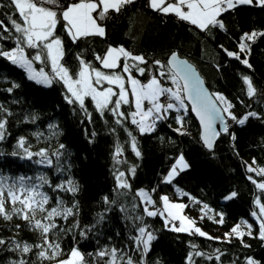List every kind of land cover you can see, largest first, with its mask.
I'll return each mask as SVG.
<instances>
[{"label": "trees", "instance_id": "16d2710c", "mask_svg": "<svg viewBox=\"0 0 264 264\" xmlns=\"http://www.w3.org/2000/svg\"><path fill=\"white\" fill-rule=\"evenodd\" d=\"M74 2L78 0H59L58 7L45 6L59 14ZM0 4L4 5L0 7V20L10 29L5 32L0 28V34L8 37L0 39V48L9 51L16 47L13 37L18 34L7 17L19 21V16L14 7L8 6L9 0H0ZM219 19L223 21L224 29L210 27L208 31H202L174 14L153 10L149 0H133L119 13L110 11L107 19L98 21L105 28L103 37L91 35L73 42L65 30L66 22L61 19L56 28V35L63 42L62 63L72 74L80 70L83 59L105 73L116 72L125 78L123 59L116 69L103 68L95 59L97 54L104 56L111 46H122L147 60V64L128 61L130 65L139 64L146 69L143 75L135 67L131 70L135 78L146 83L153 75L160 78L161 69L154 61L167 64L168 57L176 53L195 65L213 94L220 93L231 101L234 105L231 111L238 118L250 111L258 114L249 117L244 125L225 114L228 131L220 134L212 150L202 143L200 125L187 104L186 109L179 112L169 110L164 119L156 121L154 131L141 134L138 125L131 123L129 113L135 111L133 103L121 105L120 111L125 112L127 119L114 117L108 111L101 116L90 98L85 99V112L78 103L68 102L66 96L70 94L58 78H54L50 86L37 83L28 78L25 69L0 56V120L7 121L4 139L0 140V179L12 183L25 177V183L31 185L40 184L39 177L44 176L49 184L40 191L50 197L45 208L50 209L59 201L66 207L77 206L74 208L76 214L67 220L56 217L59 228L55 232L59 234H49L51 241L60 243L63 254L56 259L44 260L42 264L67 259L73 247L85 254L89 264H104V260L95 254L102 248L112 247L141 264L143 253L132 239L139 235V227H147L156 236L150 251L143 256V264H189V255L193 264H246L249 257L264 264V240L256 232L259 225L252 215L257 211V197L264 203V191L249 179L251 176L257 182H264V176L248 171V165L264 167V36H258L254 42L246 41L250 43V51L240 52L239 49L244 33L264 32V6L257 2L238 4L222 13ZM225 50L239 52L241 59L229 57ZM243 59L248 60L251 68L241 62ZM46 61L45 67L54 77L49 61ZM163 70L167 72V68ZM244 76L251 77L256 88V95L251 98L247 95ZM160 79L163 86H174L167 77ZM10 88L11 92L8 91ZM177 116L183 117V127L177 123ZM117 119L123 122L118 124ZM132 137L137 141L140 156L132 150ZM20 138H24V148L18 147ZM60 145L64 147L60 148ZM117 146L122 149L119 164L114 158ZM24 149L31 153L46 149L52 164L39 163L44 158L36 155L28 159ZM57 151L61 153L58 157L54 155ZM180 154L184 155L189 167L170 183L165 182L163 172L173 166ZM133 167L134 175L129 171ZM118 171L126 173L129 189L118 187ZM69 180L79 186V191L72 193L56 187L61 183L67 187ZM143 188L152 192L157 203L160 192L183 201L188 217L198 222L208 236L218 239H208L194 230L171 231L172 224L166 227L164 217L147 216L145 204L138 195ZM233 191L237 196L226 200ZM204 204L208 209H203ZM6 207L10 210L12 205L8 203ZM219 213L223 214L222 224L216 222L220 219ZM43 215L45 213H38L36 218L41 219ZM244 218L254 222L255 232L251 236L244 235L243 244L235 235L227 238L225 234ZM76 224L79 226L75 227ZM0 239L6 241L0 245V264H11L20 259L28 264H41L37 259L38 249L23 255L11 250L14 242H43L40 232L18 215L11 220L0 217ZM197 252L205 255H197Z\"/></svg>", "mask_w": 264, "mask_h": 264}, {"label": "snow or ice", "instance_id": "6c2138e0", "mask_svg": "<svg viewBox=\"0 0 264 264\" xmlns=\"http://www.w3.org/2000/svg\"><path fill=\"white\" fill-rule=\"evenodd\" d=\"M133 3V0H78L68 4L58 14L52 7L45 5L59 6V0H9L10 7H14L15 13L19 16L17 19L8 16L7 19L10 21L11 28L17 33L13 37L16 41V47L10 51H4L0 48V56H3L11 61L14 65L23 68L28 73L30 80H35L37 83L51 85L54 78H58L65 85L67 92L70 96H66L68 102L78 103L80 108L85 112V99L90 98L94 102L96 110L101 116L104 115L105 111L110 112L114 117L119 116L127 119L125 112L120 111L121 105H129L134 103L135 111L129 113L131 116V123L138 125L141 134L145 132H151L155 130V122L157 120L164 119V114L169 110L186 109L185 96L192 102V110L199 117L200 123L203 126V142L209 148H213L216 137L220 135V132L216 128V122L220 121L224 127L223 132L228 131V125L225 120V114L230 117L239 125H244L249 117H257L256 112H248L243 117H237L232 113L231 109L234 105L224 95L220 93L210 94L206 89L203 88V82L195 73L193 68L183 60L178 58V54L172 53L170 60L167 64L160 60L154 61V64L159 66V77L171 80L175 88L165 87L161 83V79L156 75H153L148 82L142 83L140 80L131 76V70L133 67L143 75L146 71L145 68L140 67L139 64H147V60L143 55H134L131 51L124 47L114 48L109 47L104 56L97 54L95 59L100 62L101 66L106 69H116L120 67V61L123 59L124 63L122 66L123 73H129L127 82H130L131 88L127 89L125 84V78L123 75L111 72L105 73L99 68L92 67L91 64L85 62L83 59L80 60V70L72 74L70 69L60 63L63 57V42L62 39L56 35L57 25L62 19L65 23V30L75 42L77 39L82 37H88L91 35H98L103 37L105 35V28L98 23L108 18L110 11L119 13L126 5ZM253 0H149V6L156 11L163 14H174L178 19L186 21L191 25L197 27L202 31H208L210 27H219L224 29L223 21L219 19L222 13L234 8L238 4H252ZM257 3L264 6V0H257ZM0 7H4L0 4ZM187 9V10H185ZM93 13L96 15L94 16ZM0 28H3L5 32L10 31L3 20H0ZM258 36H264V32H252L244 33L239 43L240 52L250 51V43L254 42ZM0 34V39H7ZM35 49V55L31 58L27 55L25 49ZM229 57L241 59L239 52H231L225 50ZM48 60L51 62L52 72L55 74L54 77L50 78L49 74L44 71L43 68L37 70L33 67L34 61L45 63ZM139 62V64L130 65L128 61ZM243 64L251 68L247 59L241 60ZM167 68V72L163 69ZM75 77V78H74ZM244 83L247 85V95L251 98L256 95V88L253 85L252 79L249 76L243 77ZM103 82H107L108 85H115L118 91H114L113 87L103 88ZM18 87V85H14ZM9 92L12 89H8ZM129 92L133 99L130 100ZM167 97V102H161V97ZM112 97H117L113 100ZM147 101L150 107L144 108V102ZM174 101V102H173ZM223 107H220V105ZM11 113H9L10 115ZM139 117V119H137ZM89 119L91 116L89 114ZM177 123L183 127V117L177 116ZM150 121V122H149ZM120 119L116 120V123H122ZM6 120H0V140L4 139V131ZM179 132L180 129H177ZM183 134V133H182ZM131 136V133H129ZM235 139V136L232 137ZM24 138H20L18 141V147L24 148ZM64 145H60L63 148ZM131 147L135 152L136 156H140L141 153L137 148V141L135 137L131 139ZM27 158L31 159L33 155L43 157L44 159L38 161L44 163L45 161L50 166L52 160L47 156V150L42 149L40 152L31 153L27 149H24ZM122 154V149L117 146L114 153L116 163H121L118 157ZM16 155V153H13ZM55 156L61 155L59 151L54 153ZM253 163H256L253 160ZM189 165L185 161L183 154H181L176 163L172 166L169 174L165 177V182L170 183L172 179L179 174V172L187 169ZM133 175L135 174V167L129 170ZM249 172H256L258 176H264V167L257 169L252 168L248 165ZM126 173L118 171L116 180L118 187L122 189H129L131 186L125 179ZM250 180L256 184L257 188L264 191V182H257L251 176ZM25 177H19L18 180L7 183L4 179H0V217L6 220H11L14 215H18L21 219L28 222L30 227L40 232L42 243L30 244L27 242H14L12 251H18L22 255L30 253L34 248L38 249L37 259L41 261L52 260L63 254V249L59 242H53L49 239V234L58 235L55 232L59 228L56 224L55 218L61 217L67 220L70 216H74V208L77 207H66L63 201H59L56 206L45 208V205L49 204L50 197L47 193L40 191L45 185L49 184L46 177L40 176V184H26ZM65 183H61L56 187L67 192L75 193L79 191V186L73 181L69 180ZM146 204L155 205V201L151 196L141 189L138 193ZM184 195H187L186 193ZM237 196V193L233 191L225 197L226 200H230ZM194 199V198H193ZM163 202V210H149L145 207L144 211L147 216L155 217L160 215L165 218V226L167 227L171 221H180L179 226L172 224L169 230L176 232H186L189 228L185 226L184 222L187 221L189 226H194L195 221L181 214V211L187 207L185 204L172 203L168 196L160 197ZM105 202H108L105 197ZM12 205L9 210L6 204ZM199 203V201H197ZM257 205H259L260 215L256 212L252 215L260 220L259 238L264 240V203H261L260 198L256 199ZM19 205V206H17ZM203 209H208V205L204 204ZM202 209V211H203ZM38 213H45L41 219H37ZM165 213L167 215H165ZM207 215V213H205ZM220 219L217 223H223V214H217ZM204 217L202 216L201 219ZM211 218V217H210ZM102 219V217H101ZM142 220V217H137ZM47 221V222H45ZM246 224L249 229L247 232L240 230L241 226L238 224L231 229V232L226 233L225 236L231 238L233 235L241 240L243 244V236H251V224ZM78 227L79 225H74ZM17 228L20 225L16 226ZM60 232L65 229H59ZM139 235L132 237L135 246L138 250H141L143 255L141 257V264H143V256H146L150 251L151 243L156 239V236L152 232L147 230V227L138 228ZM194 232L200 236H207L208 239H218L208 236L207 233L203 232L199 227L194 228ZM84 235V233H81ZM6 241L0 239V245H4ZM244 247L249 245L244 244ZM193 247H196L193 245ZM219 252V249H217ZM197 255H205L204 253L197 252ZM67 259L57 260V264H89L86 260L85 254L79 250L78 247H73L67 254ZM89 256L92 254L89 253ZM99 259L104 260V264H137L131 256H127L122 250H118L115 247L102 248L95 254ZM107 257V259H105ZM126 257V259H125ZM211 258V257H209ZM219 255L216 259L219 260ZM189 264H193L192 257H188ZM11 264H28V261L20 259L18 261H12ZM246 264H258L257 261L251 257L247 258Z\"/></svg>", "mask_w": 264, "mask_h": 264}, {"label": "rangeland", "instance_id": "374dc122", "mask_svg": "<svg viewBox=\"0 0 264 264\" xmlns=\"http://www.w3.org/2000/svg\"><path fill=\"white\" fill-rule=\"evenodd\" d=\"M94 15V14H93ZM111 47H114V48H119V47H117V46H111ZM120 47H122V46H120ZM10 51V50H9ZM25 51H26V53H27V55L31 58L32 56H34L35 55V52H36V50L34 51V52H29V50L26 48L25 49ZM37 63H39L40 65L38 66L37 65ZM47 63V61H45V63H40L39 61H34V63H33V67L34 68H36L37 70H39L40 68H43L44 69V71L46 72V73H48L49 74V72L47 71V69H46V67H45V64ZM60 63L61 64H63L62 63V59H61V61H60ZM49 64H50V67H51V62L49 61ZM102 71V70H101ZM28 74V73H27ZM131 74V76H133L132 75V73H130ZM128 76H129V73H127V77L126 78H128ZM49 77L50 78H52L51 77V75L49 74ZM134 77V76H133ZM137 79V78H136ZM125 81H126V84H125V86H126V88L127 89H130L131 88V84H130V82H127V80L125 79ZM147 83V82H146ZM145 83V84H146ZM43 85H45V84H43ZM45 86H49V85H45ZM107 87H113V89H114V91H118V88L115 86V85H108L107 84V82H103V85H102V87H101V90H103V88H107ZM172 88H175V86H173ZM129 97H131V94H130V92H129ZM165 98H167L166 96H164ZM164 97H161V98H164ZM114 97H112V99H113ZM132 98V97H131ZM116 99H117V97H116ZM133 99V98H132ZM174 102V101H173ZM134 104V103H133ZM185 105H186V102H185ZM148 107H150V105L148 104V102L147 101H145L144 102V108L145 109H147ZM164 116H165V114H164ZM137 119H139V117H137ZM158 121V120H157ZM150 122V121H149ZM155 124H156V122H155ZM155 127V126H154ZM181 155V154H180ZM179 155V156H180ZM178 156V157H179ZM184 156V155H183ZM185 158V157H184ZM185 161H186V159H185ZM187 162V161H186ZM175 163H176V161H175ZM174 163V164H175ZM173 164V165H174ZM188 164V163H187ZM252 167H255L257 170H259V168L257 167V166H255V165H251ZM172 168V167H171ZM171 168L170 169H168V170H166V171H164L163 172V180H165V177H167L168 176V174H169V172H170V170H171ZM143 190L145 191V192H147L150 196H151V198L155 201V199L153 198V194H152V192L150 191V190H148V189H145V188H143ZM140 191V190H139ZM139 191H138V193H139ZM168 196L169 197V200H170V202H172V203H177V204H184L183 203V201H181V200H178V199H174V198H172V197H170L169 196V194L167 193V192H160L159 193V202L157 203L156 201V203H155V205L154 206H157V207H155L154 208V206H152V204H146V202L144 201V199L141 197V200L143 201V203L145 204V207H147L149 210H154V211H158V210H163V202L160 200V197H162V196ZM150 206H152V207H150ZM258 211V212H257ZM257 211H253V212H256L257 213V215L259 216L260 215V212H259V205L257 206ZM181 214L182 215H184V216H186V217H188V215H187V213L185 212V208L181 211ZM165 215H167L166 213H165ZM254 218H255V220H256V222H257V224L259 225V227L257 228V230H256V232H257V234L259 235V230H260V220L259 219H257V217H255L254 216ZM191 219V218H190ZM193 220V219H192ZM195 221V220H194ZM242 222H247V224H251L252 225V228H251V233H253V232H255L254 231V229H255V224H254V222L253 221H251L249 218H244V219H242L238 224L241 226V228H240V230L241 231H243V232H247V231H249V229L246 227V224H244V223H242ZM170 224H175V225H177V226H179V224H180V221H172ZM184 224H185V226L186 227H188L189 228V231H191V230H194V228L195 227H199L203 232H205L203 229H202V227H201V225L198 223V222H196L195 221V225L194 226H189L188 225V222L187 221H185L184 222ZM238 224H236V225H238ZM236 225H234L233 227H235ZM149 232H152V231H150V230H148ZM231 232V231H230ZM206 233V232H205ZM229 233V232H228ZM228 238V237H227Z\"/></svg>", "mask_w": 264, "mask_h": 264}, {"label": "water", "instance_id": "95a60500", "mask_svg": "<svg viewBox=\"0 0 264 264\" xmlns=\"http://www.w3.org/2000/svg\"><path fill=\"white\" fill-rule=\"evenodd\" d=\"M170 58H171V55L168 57L167 61L170 60ZM178 58H179L180 60L186 61V62H187L192 68H193V70L195 71V73H196V74L198 75V77L202 80V82H203V88L206 89L208 93L213 94L212 91L210 90V88L207 86V84H206V82H205V79L202 77V75L200 74V72L198 71V69L195 67V65H194L193 63H191L188 59H186V58H182V57H180L179 55H178ZM185 102H186V104L189 106V108H190L192 114L195 116V118L197 119V121H198V123H199V125H200V129H201V140H202V143L204 144L203 139H202L203 131H204V130H203V126H202L201 123H200L199 117H198V116L196 115V113L192 110V102H191L190 100H188L186 96H185ZM220 107H222V106L220 105ZM225 120H226V123H227V117H226V116H225ZM223 127H224V125H223L220 121H217V122H216V128H217V130L220 132V134H221V133H224V132H223ZM219 136H220V135H219ZM219 136L216 137L212 149H214L215 144H216V142H217ZM204 146H205L208 150H212V149H209L205 144H204Z\"/></svg>", "mask_w": 264, "mask_h": 264}, {"label": "built area", "instance_id": "2783aa9c", "mask_svg": "<svg viewBox=\"0 0 264 264\" xmlns=\"http://www.w3.org/2000/svg\"><path fill=\"white\" fill-rule=\"evenodd\" d=\"M161 102H165V103H166V102H167V98H165V97H164V98H161ZM154 208H155V207H154ZM171 222H172V221H171ZM175 222H176V221H175Z\"/></svg>", "mask_w": 264, "mask_h": 264}, {"label": "crops", "instance_id": "0c3cea01", "mask_svg": "<svg viewBox=\"0 0 264 264\" xmlns=\"http://www.w3.org/2000/svg\"><path fill=\"white\" fill-rule=\"evenodd\" d=\"M253 2H257V0H253ZM185 10H187V9H185ZM127 77V76H126ZM125 77V79L127 80V78ZM54 264H57V263H54Z\"/></svg>", "mask_w": 264, "mask_h": 264}]
</instances>
